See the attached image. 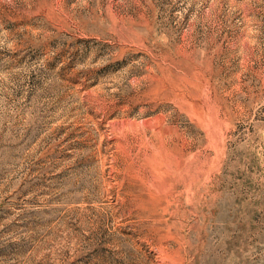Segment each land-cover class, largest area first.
<instances>
[{
	"label": "rangeland",
	"instance_id": "1",
	"mask_svg": "<svg viewBox=\"0 0 264 264\" xmlns=\"http://www.w3.org/2000/svg\"><path fill=\"white\" fill-rule=\"evenodd\" d=\"M0 264H264V0H0Z\"/></svg>",
	"mask_w": 264,
	"mask_h": 264
}]
</instances>
